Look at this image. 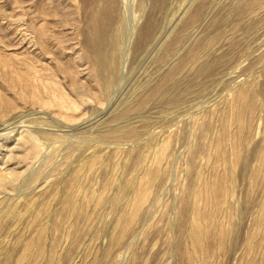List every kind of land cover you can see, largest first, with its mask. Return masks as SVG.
<instances>
[{"label": "rangeland", "instance_id": "rangeland-1", "mask_svg": "<svg viewBox=\"0 0 264 264\" xmlns=\"http://www.w3.org/2000/svg\"><path fill=\"white\" fill-rule=\"evenodd\" d=\"M0 264H264V0H0Z\"/></svg>", "mask_w": 264, "mask_h": 264}]
</instances>
